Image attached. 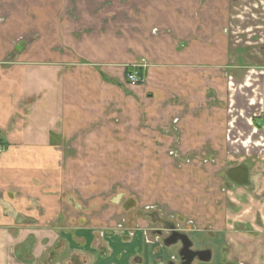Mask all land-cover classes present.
I'll return each mask as SVG.
<instances>
[{"label":"crops","instance_id":"0c3cea01","mask_svg":"<svg viewBox=\"0 0 264 264\" xmlns=\"http://www.w3.org/2000/svg\"><path fill=\"white\" fill-rule=\"evenodd\" d=\"M228 2L216 3L225 22L218 19L206 38L201 19L186 17V6L172 0H0V264H99L109 257L152 264L139 234L131 242L100 239L79 228L82 215L68 200L79 188L89 189L84 202L93 197L89 172L102 169L94 155L152 153L174 130L193 148L214 131L222 136L226 114L215 108L220 114L207 115L212 99L200 86L210 76L224 81ZM159 5L170 12L165 18L151 16ZM154 28L161 32L153 36ZM191 38L219 49L195 54ZM137 58L149 62L142 82L127 84L126 69ZM253 117L264 124V93Z\"/></svg>","mask_w":264,"mask_h":264},{"label":"rangeland","instance_id":"374dc122","mask_svg":"<svg viewBox=\"0 0 264 264\" xmlns=\"http://www.w3.org/2000/svg\"><path fill=\"white\" fill-rule=\"evenodd\" d=\"M144 1L166 5L170 0ZM172 1L177 9L186 6V17L201 19V26L207 27L206 38L214 34L211 30L216 29L218 19L225 22L226 12L221 18L217 12L220 0ZM228 3L224 81L217 84L219 76H210L208 85L200 86V91L205 90L212 99L207 102V115L220 114L215 108H222L226 114L222 136L214 131L215 137L193 148L183 143L179 132L174 130L176 136L167 138L170 134L164 131L166 139L154 144L152 153L92 156L95 165L102 166L89 172L95 181L93 192H88L93 197L84 202L82 195L89 189L79 188L71 197L73 202L68 200L82 215L78 218L79 228L89 229L100 239L102 234H111L128 241L133 232L141 237L143 248L145 238L155 242L156 229L167 234L164 226L168 223L185 233L194 249H210V264H222L221 259L229 264H264V124L258 127L252 122L253 116L262 111L264 93V0ZM168 13L159 5L151 16L158 14L156 19H161ZM195 24L193 30L198 29ZM160 32L158 28L151 30L153 36ZM191 39L198 45L192 47L195 54L199 50L203 54L205 47L211 46L213 52L219 49L214 41L203 46L197 38ZM189 46L186 42V50ZM147 63L145 58H137L132 66L141 70ZM140 82L142 79L137 84ZM215 95L224 99L222 106L215 104ZM73 173L78 179L87 174ZM177 246L169 247V251L175 254ZM56 252L53 245L45 257L49 259ZM68 253L65 251L63 258ZM98 262L116 264L114 257Z\"/></svg>","mask_w":264,"mask_h":264},{"label":"flooded vegetation","instance_id":"af4514ba","mask_svg":"<svg viewBox=\"0 0 264 264\" xmlns=\"http://www.w3.org/2000/svg\"><path fill=\"white\" fill-rule=\"evenodd\" d=\"M164 227L168 231L167 234L163 233L162 230H160V229L155 230L156 237H158L160 240L158 244H151L149 246L145 245L149 251V257L152 260V264H184V263H186V257L190 256V253H188V251L199 252V251L210 250V249H194L192 242L186 236V234L181 232V231H177V233L184 234L192 244L188 248V251L187 250L185 251V253H188V255H182L181 256L180 251H182V248H183L181 241L178 240L176 243L169 245V246L165 245V240L167 238L171 237L172 233L176 232V231H174V226L172 224L165 223ZM131 239H134V237ZM131 239L128 241L131 242ZM174 245H178L175 254L172 253L171 251H169V247L174 246ZM210 252H211V259L209 262H206V264H210L212 261V251L210 250ZM196 261L201 262V261H198L197 259L194 258L190 264H193ZM232 261H234V260H232ZM221 262H222V264H229L228 260H225V262H224L221 259ZM202 263H205V262H202Z\"/></svg>","mask_w":264,"mask_h":264},{"label":"water","instance_id":"95a60500","mask_svg":"<svg viewBox=\"0 0 264 264\" xmlns=\"http://www.w3.org/2000/svg\"><path fill=\"white\" fill-rule=\"evenodd\" d=\"M178 240L181 241V243L183 245L182 251H180V255L181 256L182 255H188V253H190V256L186 257V263H184V264H190L194 258L197 259L198 261L205 262V263L210 261V259H211L210 250L199 251V252L188 251V248L192 244L184 234L177 233V232L172 233L171 237H169L165 240V245L166 246L172 245V244L176 243ZM186 250L188 251V253H185Z\"/></svg>","mask_w":264,"mask_h":264},{"label":"built area","instance_id":"2783aa9c","mask_svg":"<svg viewBox=\"0 0 264 264\" xmlns=\"http://www.w3.org/2000/svg\"><path fill=\"white\" fill-rule=\"evenodd\" d=\"M134 70L132 71V72H130V73H128L127 74V76H126V80H127V82L128 83H130V84H137L140 80H141V76H140V74H139V70H140V68L139 69H137V67H132ZM174 226V225H173ZM174 231H180V230H177L175 227H174ZM130 234V238L129 239H131V238H133V237H135V233H133V232H131V233H129ZM143 235H145V232H143ZM102 236H103V234H102ZM144 240V239H143ZM159 238L158 237H155V242H149L146 238H145V240H144V243L146 242V245L147 246H149V245H151V244H158L159 243Z\"/></svg>","mask_w":264,"mask_h":264},{"label":"trees","instance_id":"16d2710c","mask_svg":"<svg viewBox=\"0 0 264 264\" xmlns=\"http://www.w3.org/2000/svg\"><path fill=\"white\" fill-rule=\"evenodd\" d=\"M134 69L132 68V67H128L127 69H126V76H127V74L128 73H130V72H132ZM139 74H140V76L142 77L143 76V74H142V71L141 70H139ZM258 126V125H257ZM1 140H0V145H1Z\"/></svg>","mask_w":264,"mask_h":264}]
</instances>
